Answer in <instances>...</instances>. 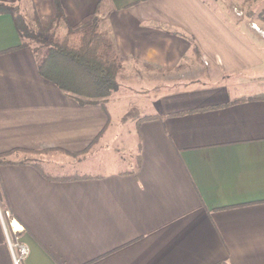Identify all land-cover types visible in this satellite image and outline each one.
I'll list each match as a JSON object with an SVG mask.
<instances>
[{
  "label": "crops",
  "instance_id": "obj_1",
  "mask_svg": "<svg viewBox=\"0 0 264 264\" xmlns=\"http://www.w3.org/2000/svg\"><path fill=\"white\" fill-rule=\"evenodd\" d=\"M60 2L62 34L96 15L126 61L117 92L81 105L0 14V264H15L6 231L29 249L20 264H264V38L250 25L264 0L230 2L251 7L237 27L221 0ZM0 4L54 12V0ZM111 108L139 113L134 169H43L108 144Z\"/></svg>",
  "mask_w": 264,
  "mask_h": 264
},
{
  "label": "trees",
  "instance_id": "obj_2",
  "mask_svg": "<svg viewBox=\"0 0 264 264\" xmlns=\"http://www.w3.org/2000/svg\"><path fill=\"white\" fill-rule=\"evenodd\" d=\"M3 13L13 17L22 46L32 48L41 77L77 98L81 105L103 101L118 91L117 78L126 59L119 56L113 42L101 32L96 15L67 27L62 34L60 28L67 20L60 0H54L52 17L34 12L32 23L26 21L18 7L0 4V14ZM137 118L139 113L133 110L123 121ZM45 153L48 152H31ZM3 163L7 162L0 161ZM76 179L77 176L69 178Z\"/></svg>",
  "mask_w": 264,
  "mask_h": 264
},
{
  "label": "rangeland",
  "instance_id": "obj_3",
  "mask_svg": "<svg viewBox=\"0 0 264 264\" xmlns=\"http://www.w3.org/2000/svg\"><path fill=\"white\" fill-rule=\"evenodd\" d=\"M211 2H214L215 0H209ZM224 2L225 5H227V14L229 16V19L233 25L236 27L241 23L239 22L240 18L237 16H240L241 14H249L251 7L248 6L246 9L238 6H230V2H234V0H221ZM251 3H253V0H251ZM28 8V7H27ZM26 6L24 9H20L22 15L25 17L26 21L29 23H32L34 14L31 13L30 9H27ZM250 8V9H249ZM247 22V26L249 23H252L249 21V17L245 19ZM256 19H252V21ZM257 25L250 24L252 28L256 26L261 33L262 38H264V24L261 22H257ZM250 27V26H249ZM255 29V27H254ZM257 30V29H256ZM60 32H63V30H60ZM139 90L141 88L134 87V88H121L120 93H123L125 91L130 92V90ZM122 90H125L122 92ZM128 108V107H127ZM129 109V108H128ZM127 109V110H128ZM119 111H114L111 108V116H112V124H111V130L112 135L110 137V140L108 141V144L103 145L102 147L95 149L91 152L89 156L86 157V159L82 160H75L68 159L65 156L60 155H50L48 156V162L40 163L45 171L51 175H64L66 173H90L92 175H105L107 173L115 171H131L136 166V154H137V143L138 142V135L135 132L136 131V122L135 119H129L127 121H123L124 117L127 114H120L117 118V115ZM133 120V121H132ZM134 145V155L131 157V154L129 151H127V147H131ZM52 169V170H50ZM6 227L8 228L7 222ZM9 230V229H8Z\"/></svg>",
  "mask_w": 264,
  "mask_h": 264
},
{
  "label": "built area",
  "instance_id": "obj_4",
  "mask_svg": "<svg viewBox=\"0 0 264 264\" xmlns=\"http://www.w3.org/2000/svg\"><path fill=\"white\" fill-rule=\"evenodd\" d=\"M254 27L255 29L258 30L256 26ZM0 215L2 216L1 211H0ZM6 234H7V241H8L9 247L13 254L14 262L15 264H20L23 260H25L28 257L29 249L27 246L22 244V242H20L19 240L10 238L7 231H6Z\"/></svg>",
  "mask_w": 264,
  "mask_h": 264
}]
</instances>
